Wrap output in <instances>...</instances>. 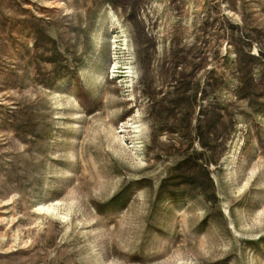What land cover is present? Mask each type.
I'll return each mask as SVG.
<instances>
[{"label":"rangeland","instance_id":"rangeland-1","mask_svg":"<svg viewBox=\"0 0 264 264\" xmlns=\"http://www.w3.org/2000/svg\"><path fill=\"white\" fill-rule=\"evenodd\" d=\"M0 264H264V0H0Z\"/></svg>","mask_w":264,"mask_h":264},{"label":"bare ground","instance_id":"bare-ground-1","mask_svg":"<svg viewBox=\"0 0 264 264\" xmlns=\"http://www.w3.org/2000/svg\"><path fill=\"white\" fill-rule=\"evenodd\" d=\"M56 204H58V203H56ZM58 205H59V204H58ZM52 206H53V205H52ZM51 208H52V207H51ZM51 208H50V207H49V208H43V207H42V208H40V211H42V213H43V210H44L46 213H47V212H48V213H51V212H52L51 214H54L55 211H56V209H55V211H54V208H52V209H51ZM38 212H39V211H38ZM59 212H60V211H59ZM59 212H58V213H59Z\"/></svg>","mask_w":264,"mask_h":264},{"label":"trees","instance_id":"trees-1","mask_svg":"<svg viewBox=\"0 0 264 264\" xmlns=\"http://www.w3.org/2000/svg\"><path fill=\"white\" fill-rule=\"evenodd\" d=\"M135 101L138 103V101L135 99ZM133 111V108H130V110L123 112V116H127V114L131 113Z\"/></svg>","mask_w":264,"mask_h":264}]
</instances>
